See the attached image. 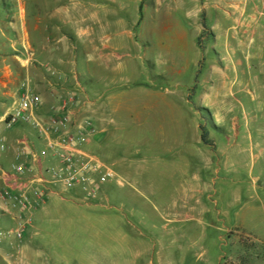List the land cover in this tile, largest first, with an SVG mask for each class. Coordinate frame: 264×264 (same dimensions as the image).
I'll use <instances>...</instances> for the list:
<instances>
[{"label":"rangeland","instance_id":"1","mask_svg":"<svg viewBox=\"0 0 264 264\" xmlns=\"http://www.w3.org/2000/svg\"><path fill=\"white\" fill-rule=\"evenodd\" d=\"M141 1L48 0L41 17L54 29L61 13L68 20L67 29L73 30L82 21L90 24L94 12L111 13L117 20L139 18ZM144 1L149 15H159L157 28L160 30L165 22L168 30L148 36L149 40L143 38V43L150 47L148 51L135 52L139 60H123L124 64L138 68L131 80L119 81L114 86L115 93L122 91L121 87L128 93L130 108L111 117L105 135L95 137L94 142L100 141L102 146L90 143L84 148L85 152L113 165L129 185L104 186L98 200L88 207L72 202L83 199L76 192H68L64 201L51 198L32 217L34 229L32 238L27 240L32 260L28 264H149L151 261L158 264L161 259L163 264H237L238 258L251 249L235 247L227 232L224 157L214 159L210 167L197 162L195 169H189L188 178L180 170L175 190L172 181L160 180L164 188L158 193L157 143L150 152L142 147L144 132L138 118H141V100L153 91L179 106L177 120L182 123L192 124V117L187 115L199 104L208 110L202 111L208 125L219 123L230 128L237 121L244 124V110L250 123L255 121L254 117L264 122V36L244 34L235 20L226 19L233 6L242 0H217L207 10V16L200 19L194 15L192 0ZM30 11L32 16L34 11ZM216 23L218 27L213 32L211 27ZM158 44L163 47L156 48ZM250 75L259 76L260 80L249 81ZM83 87L87 99L80 102L89 105L80 117L92 120V85L84 82ZM202 95L205 101L200 98ZM123 123L129 125L125 130ZM35 135L29 128L8 130L2 126L0 138L8 150L0 151V167L11 172L16 153L12 144L18 138ZM216 136L219 143L224 142V137L217 133ZM176 165L184 167L181 160ZM0 204L10 205V202L0 200ZM4 225L0 217V228ZM253 252L252 249L249 254Z\"/></svg>","mask_w":264,"mask_h":264},{"label":"crops","instance_id":"2","mask_svg":"<svg viewBox=\"0 0 264 264\" xmlns=\"http://www.w3.org/2000/svg\"><path fill=\"white\" fill-rule=\"evenodd\" d=\"M192 2L195 5L194 15L200 19L203 15L207 16V10L213 8L217 0ZM48 3V0H0V130L2 126L5 127V118L19 103L26 80L32 82L35 94L43 100L39 113L42 120H49L53 116L52 110L60 104V97L76 98L78 102L74 106V115H82L89 105L80 102L87 99L83 83L88 82L92 85V121L96 129L100 130L98 134L105 135V127L112 123L111 117L124 114L131 104L128 93L122 87V91L114 92V86L119 81L125 83L131 80L138 70L134 65L124 64L123 60H139L136 59L135 52H142L143 49L148 51L150 47L143 43V38L149 40L148 36L164 33L168 27L163 22L160 30L157 28L159 15H149L146 11L148 4L143 0L139 18L117 20L111 13L101 15L94 12L90 24L82 21L79 28L69 30L68 20L60 13L56 21L58 25L51 29L48 21L41 17ZM28 4H32V7ZM30 10L34 11L32 16ZM232 11L226 15V19L235 20L237 27L244 29V34L264 36V0H242L233 6ZM217 27L216 23L211 27L212 31L215 32ZM158 47L163 46L158 44L156 48ZM256 58L260 62V53L256 54ZM247 79L254 82L259 81L260 77L250 75ZM229 92L233 94L232 90ZM200 98L204 101L206 99L204 95ZM140 103L141 118L138 119L142 121L144 132L142 147L150 152L153 144L157 143L155 171L158 193L164 188L159 183L160 180L172 181V189L175 190L180 170L188 178L189 169H195L197 162H204L210 167L214 159L224 157V212L228 235L235 247L244 250L251 248L243 258L242 255L239 257L244 260V264H264V259L253 262V259L264 258V122H259L254 117L255 121L250 123L249 114L244 110V124L237 121L230 128L219 123L208 125L202 117V111L208 110L203 109V104H199L194 105V109L187 115L192 117V124L182 123L177 120L180 115L179 106L153 91L148 92ZM210 120L213 121L212 114ZM127 127L129 125L122 124V130ZM188 130L192 131L189 135L186 133ZM145 131L149 134H145ZM203 132L211 142L209 145L202 140ZM216 133L224 137V142L217 141ZM26 139L35 149L42 148L37 138L30 136L18 138L12 144L13 150H17L18 145ZM94 139L91 145L98 143L102 146V142H94ZM0 143L3 144L0 151L4 147L6 149L2 152H6L8 148L3 139ZM180 160L184 167L176 165ZM106 165L116 174L115 180L109 184H115L119 188L129 185L127 179L117 174L113 165ZM3 170L5 169L1 166L0 182L4 190L5 182L1 175ZM141 177H144L143 173ZM67 193L68 191H64L60 195H51L38 203L30 212L31 227L21 250H13L10 246L0 248V263L28 264L32 260L27 240L32 238L34 213L53 197L64 201ZM72 202L80 203L76 199H72ZM19 214V209L9 204H0V217L5 224L3 229L13 228V219ZM252 249L254 255L249 254ZM158 264H163L162 259Z\"/></svg>","mask_w":264,"mask_h":264},{"label":"built area","instance_id":"3","mask_svg":"<svg viewBox=\"0 0 264 264\" xmlns=\"http://www.w3.org/2000/svg\"><path fill=\"white\" fill-rule=\"evenodd\" d=\"M60 104L53 109L49 120H42L39 113L43 100L26 80L23 95L15 110L5 118L8 130L25 127L33 130L40 150L28 139L16 150L11 172L3 170L5 188L0 200L10 202L20 210L11 229H0V248L10 246L21 250L31 227V214L39 202L62 192H77L86 207L98 200L100 189L115 180L116 174L96 156L84 151L98 135L92 120L74 115L77 99L60 97ZM6 148L2 147V151Z\"/></svg>","mask_w":264,"mask_h":264},{"label":"trees","instance_id":"4","mask_svg":"<svg viewBox=\"0 0 264 264\" xmlns=\"http://www.w3.org/2000/svg\"><path fill=\"white\" fill-rule=\"evenodd\" d=\"M141 11H142V8H141ZM202 140H203L204 144H206V145H209L211 143L208 136L205 134V132H203V134H202ZM242 243H243L242 246L244 247L245 244H244V242H242ZM237 264H244V260H242V258H238Z\"/></svg>","mask_w":264,"mask_h":264}]
</instances>
